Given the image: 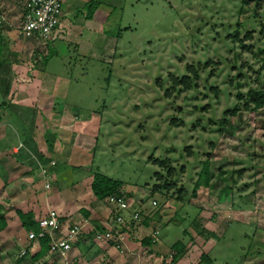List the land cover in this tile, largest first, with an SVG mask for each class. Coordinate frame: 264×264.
<instances>
[{
	"label": "rangeland",
	"instance_id": "1",
	"mask_svg": "<svg viewBox=\"0 0 264 264\" xmlns=\"http://www.w3.org/2000/svg\"><path fill=\"white\" fill-rule=\"evenodd\" d=\"M24 2L6 13L19 35L14 44L5 39L10 43L2 62L14 54L19 79L11 85L14 69L6 63L0 107L26 83L25 75L32 77L39 69L61 76L57 103L63 106L66 99L72 129L91 136L84 142L82 164L70 166L61 179L73 183L104 172L123 181L133 201L127 214L142 205L144 209L137 207L146 218L153 216L158 238L167 246L189 240L190 232L208 239V226L216 227L210 250L214 264H264V109L244 107L251 87L264 88V60L258 52L264 47V0H96L94 14L87 18L94 32L82 42L83 50L77 43L86 20L82 10L78 17L68 14L71 24L80 23L77 29L64 28L50 43L21 35ZM238 28L241 37L251 34L242 39L249 47L237 39ZM49 49L52 55L44 63ZM192 63L200 65L199 77L184 88L174 78L189 73ZM170 180L172 187L152 191L154 184ZM83 197L79 204L94 205L90 188L84 187ZM202 208L207 210L205 222L199 217ZM91 238L84 237L82 244L89 245L77 247L76 256L72 250L62 262L96 264ZM12 243L6 241L9 253Z\"/></svg>",
	"mask_w": 264,
	"mask_h": 264
},
{
	"label": "crops",
	"instance_id": "2",
	"mask_svg": "<svg viewBox=\"0 0 264 264\" xmlns=\"http://www.w3.org/2000/svg\"><path fill=\"white\" fill-rule=\"evenodd\" d=\"M62 1L61 22L56 35L50 39V43L64 33V28L69 26L71 29H77V24L80 23L72 21L73 24H71V17L68 14L78 17L82 10L86 20L80 24L83 29L77 31L80 34L77 43L83 50L82 42H87V35L93 31L89 27L92 19H87V11H84L87 0H72L74 2L68 0L67 5L69 7L66 5V0ZM18 2L19 0H0V14L6 15L7 11L10 12L9 15L12 14ZM23 8L24 3L21 6L22 12ZM13 19L9 17L13 26L6 24L5 28L0 29L6 45L10 41L14 44L13 38L19 35V32L14 30L17 25ZM99 28L103 30V25ZM9 37L12 40L7 42ZM49 51L51 50L49 49ZM15 54L18 55V53ZM11 55L14 56V54L9 53L6 62H2V53L0 54V78L3 80L4 65L10 64L14 72L10 74L9 79L12 81L11 85L14 86L15 82L18 81L16 78L19 79L17 74L18 60ZM43 68L45 69V66ZM36 71L38 72L31 74L32 77L25 75L26 78L28 77L26 83H21L17 90L9 94L10 101L0 107V211L5 214L6 222L4 227H0V244L4 247L2 252L0 251V260L2 261L0 264L9 261L8 264H44L45 262L64 264L65 261L62 262V260H67L68 254L70 255L72 250L76 256L78 255L76 253L77 247L85 246L86 248L89 245L82 244L86 236L93 237L90 244L93 243L96 247L92 249L93 251L95 249V253L91 252V255L95 257H92L91 261L96 264H126L127 262L129 264H160L162 261L168 264H214L210 250L215 243L216 227L208 226L211 228L208 239L190 232L189 240H178L180 246H183L179 253L173 247L175 243L169 247L162 240H159L158 236L157 240L153 242L154 229L151 228L157 227V223L150 215H147L143 223H132L128 233L127 249L124 253L111 241L96 237L97 232L106 229L112 221L111 218H108L112 206L106 200L98 199L93 193L91 187L93 175L88 176L84 181L71 182L72 184L68 180L66 182V179H61V175H64L63 172L69 171L70 166L82 164L80 158L87 154L84 142H88L91 136L79 128L72 129L70 125H72L73 117L68 114L66 99H63V106L61 103H57L60 101L57 100L55 90L58 86L57 82L62 79L61 76H50L39 69ZM22 77L24 78V76ZM52 81L54 82L51 83ZM50 142L54 144L53 151L49 149ZM42 168L46 169V176L42 175ZM46 180L51 182L49 187L46 186ZM84 187L90 188V193L94 196L91 197V202L94 205L79 204L84 198ZM137 206L144 209L142 205ZM137 206L135 208H139ZM50 209H56L60 212L64 228L74 222H82L83 231L69 252L65 254L56 253L49 249L40 258L34 259L33 254L40 249V241L39 239L30 240L28 238L30 229L23 226L17 210L32 211L34 218L38 219ZM225 211L229 210L225 209ZM206 212L207 210L204 208L200 210L199 217L202 222L206 220L204 218ZM233 213L238 215V210L235 209ZM210 221L208 222L210 223ZM211 223L214 226L217 223L219 226L218 222ZM203 227H207V225ZM144 237H150L151 244L145 243ZM200 237L203 239L201 246L198 243ZM9 239L14 246V251L11 253L8 252V245L6 244ZM170 248L175 250L174 253H169ZM23 249L27 250L26 254L20 255ZM199 253L201 257L200 255L198 257ZM83 255L87 259L88 255L86 253ZM9 257L11 259L8 261ZM4 258L7 260H3Z\"/></svg>",
	"mask_w": 264,
	"mask_h": 264
},
{
	"label": "built area",
	"instance_id": "3",
	"mask_svg": "<svg viewBox=\"0 0 264 264\" xmlns=\"http://www.w3.org/2000/svg\"><path fill=\"white\" fill-rule=\"evenodd\" d=\"M62 13V0H25L21 24L18 29L24 38L47 39L49 41L58 31ZM6 24L13 26L7 15L0 14V25ZM42 170L43 175L46 176V169L42 168ZM46 186H50V182L47 180ZM106 201L112 206L108 217L112 221L106 229L97 232L96 237L111 241L124 253L127 249L128 233L132 223L143 221L146 217L139 208H135L131 215L127 214L133 206V201L123 189L120 192L110 194L106 197ZM153 204H157V200L154 199ZM38 220L40 229L38 231L30 229L28 238L36 240L40 237H49V249L56 253L65 254L69 252L83 231L82 222H74L64 228L62 215L56 209H50ZM158 233L159 229L153 230V242L157 240ZM26 251V249L21 250L20 255L26 254Z\"/></svg>",
	"mask_w": 264,
	"mask_h": 264
},
{
	"label": "trees",
	"instance_id": "4",
	"mask_svg": "<svg viewBox=\"0 0 264 264\" xmlns=\"http://www.w3.org/2000/svg\"><path fill=\"white\" fill-rule=\"evenodd\" d=\"M96 1V0H94ZM93 0H90L86 3L85 7L88 9L87 13H86V17L87 18H92L94 11L96 9V6H94L93 3H95ZM257 6H260V1L257 2ZM239 24L242 23V20L238 21ZM262 27L260 29V32L264 33V22H262ZM3 27V26H1ZM237 35V39L241 40V42L243 43V46L245 47H249L246 46V44H244V41L242 40L243 37H251V34L246 33L243 37H241L240 35V29L238 28V31L236 32ZM6 43L0 33V54L3 52L4 47H5ZM258 52L260 54L263 55V60H264V47H259L258 48ZM49 55H52V51H49V53L47 55H45L43 57L44 62H46V60L48 59ZM189 73L187 74H183L181 78H174V82L178 83V84H182L184 86V88H190L193 85V81L195 79H197L199 77V71H200V65L199 64H189L187 66ZM239 97H243L242 92H239ZM247 98L246 101L244 102V107L246 108H253V109H264V88L261 87H251L248 91H247ZM238 108L235 107L232 111L233 113H236L238 110ZM228 118L225 117V120H227ZM49 140V139H48ZM49 149L51 151L54 150V144L53 143H49ZM168 159H163V160H159V162L161 164L167 162ZM206 166H205V179L206 182L208 183L209 181V160H207L206 162ZM172 166L169 167L167 174L171 175L173 170H172ZM159 173V172H157ZM174 180H170V182H164V183H156L153 185L152 187V191H156L158 189V187H160L159 189L162 188H170L174 185ZM122 185H123V181L112 177L104 172L101 171H95L93 173V180H92V190L93 193L95 194V196L100 199V200H106V197H108L110 194L114 193V192H120L122 190ZM182 189L180 188L179 191H181ZM181 194H179L180 197ZM18 214L20 216V218L22 219V223L23 226L26 227L27 229H34V230H39L40 226H39V220L34 218V213L32 211H28V212H23L22 210H17ZM6 225L5 222V214L0 211V227H4ZM40 241V249L33 254L34 259H38L40 258L44 253H46L49 250V237H40L39 238ZM143 241L147 244H151L150 241V237H144ZM177 249V253H179L180 251H182L183 246H180V243H175L174 246ZM175 258V257H174ZM44 264H53L50 262H45ZM160 264H168L164 261H162Z\"/></svg>",
	"mask_w": 264,
	"mask_h": 264
}]
</instances>
